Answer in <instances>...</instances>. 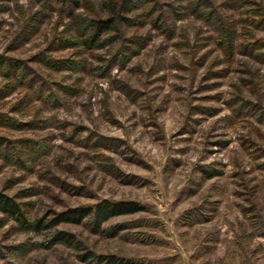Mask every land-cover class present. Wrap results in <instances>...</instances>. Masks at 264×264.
<instances>
[{
    "label": "rangeland",
    "instance_id": "obj_1",
    "mask_svg": "<svg viewBox=\"0 0 264 264\" xmlns=\"http://www.w3.org/2000/svg\"><path fill=\"white\" fill-rule=\"evenodd\" d=\"M119 2L0 0V264H264V0Z\"/></svg>",
    "mask_w": 264,
    "mask_h": 264
},
{
    "label": "trees",
    "instance_id": "obj_2",
    "mask_svg": "<svg viewBox=\"0 0 264 264\" xmlns=\"http://www.w3.org/2000/svg\"><path fill=\"white\" fill-rule=\"evenodd\" d=\"M5 1V0H2ZM130 4V0H120L119 5L121 8L126 9ZM114 22L113 18L98 19L90 23V27L93 30L92 35L90 36V41L95 40L102 32L108 31ZM3 62L0 57V64ZM1 145V141H0ZM0 210L8 212L12 216L16 217L17 220H22V212L19 208V205L15 203L12 198L0 193ZM138 210V206L133 201H108L103 200L100 203H97L95 206H79L68 208L66 210L54 213V216L47 224H43L44 219H38L33 224V229L37 232L45 228H50L58 225L61 222H72L80 223L84 218L90 217L94 224V231H97L100 225L106 220L110 219L113 216L132 213ZM74 240L73 234L67 233L63 230L56 231L51 239L50 245L57 243L72 244ZM82 256L84 261L92 257V264H142L141 262L124 259L117 257L115 255H89Z\"/></svg>",
    "mask_w": 264,
    "mask_h": 264
}]
</instances>
